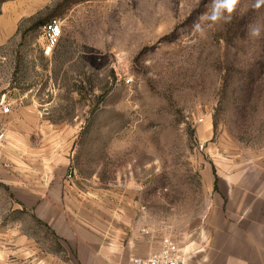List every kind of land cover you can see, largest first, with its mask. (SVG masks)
<instances>
[{"label":"rangeland","instance_id":"obj_1","mask_svg":"<svg viewBox=\"0 0 264 264\" xmlns=\"http://www.w3.org/2000/svg\"><path fill=\"white\" fill-rule=\"evenodd\" d=\"M253 3L209 29L210 0H0V98L39 104L71 138L79 177L123 188L139 230L184 249L224 199L216 176L264 181V34L247 35L264 6ZM55 17L63 35L46 55L36 23ZM0 222L61 252L4 183Z\"/></svg>","mask_w":264,"mask_h":264},{"label":"crops","instance_id":"obj_2","mask_svg":"<svg viewBox=\"0 0 264 264\" xmlns=\"http://www.w3.org/2000/svg\"><path fill=\"white\" fill-rule=\"evenodd\" d=\"M41 111L39 104L12 105L3 119L10 167L0 164V182L48 225L42 226L58 236L64 251L44 250L0 222V264H126L131 256L154 253L162 240L136 226L127 191L84 182L77 169L67 178L71 138L42 120ZM247 172L218 175L224 199L205 217L203 238L182 249L189 264H264V181Z\"/></svg>","mask_w":264,"mask_h":264},{"label":"built area","instance_id":"obj_3","mask_svg":"<svg viewBox=\"0 0 264 264\" xmlns=\"http://www.w3.org/2000/svg\"><path fill=\"white\" fill-rule=\"evenodd\" d=\"M63 35V23L58 17L52 18L43 28L45 39L44 52L51 55L58 46ZM12 104L6 100V95L0 98V164L9 168L10 164L4 161L3 148L6 142V131L2 126L3 119L10 114ZM76 175V169L72 165L67 178L72 179ZM126 264H189L188 258L182 251L178 241L172 237H165L161 247L149 256H131Z\"/></svg>","mask_w":264,"mask_h":264},{"label":"clouds","instance_id":"obj_4","mask_svg":"<svg viewBox=\"0 0 264 264\" xmlns=\"http://www.w3.org/2000/svg\"><path fill=\"white\" fill-rule=\"evenodd\" d=\"M240 0H210V6L207 11L202 14L201 19L206 22L207 28H213L223 24L232 22L234 14L238 10ZM264 6V0H254L252 8L260 9ZM197 31H204V27L200 23L194 25ZM264 34V23L253 22L247 26V35L253 39L261 38Z\"/></svg>","mask_w":264,"mask_h":264},{"label":"trees","instance_id":"obj_5","mask_svg":"<svg viewBox=\"0 0 264 264\" xmlns=\"http://www.w3.org/2000/svg\"><path fill=\"white\" fill-rule=\"evenodd\" d=\"M63 5V4H62ZM61 7V5H57L56 6V9L55 10H57V8H60ZM53 15H55V14H53ZM52 19V18H51ZM51 19H49V21L51 20ZM49 21H46V20H41V21H38L37 23H36V27L37 28H40V27H43L44 28V26L49 22ZM43 30V29H42ZM218 177L216 176V179H215V188H216V190H218V179H217ZM0 184H2L1 182H0ZM7 186V185H6ZM18 203L22 206V209H23V211H29L20 201H18ZM32 217L34 218V220L37 222V223H39V224H41V225H45L47 228H49L48 227V225H46L42 220H40L39 218H37L35 215H33L32 214ZM53 234H54V236L58 239V236L54 233V232H52ZM60 244V243H59ZM60 251H64V248H63V246L60 244V249H59Z\"/></svg>","mask_w":264,"mask_h":264}]
</instances>
